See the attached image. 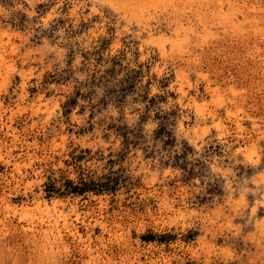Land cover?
Listing matches in <instances>:
<instances>
[{"label":"rangeland","instance_id":"obj_1","mask_svg":"<svg viewBox=\"0 0 264 264\" xmlns=\"http://www.w3.org/2000/svg\"><path fill=\"white\" fill-rule=\"evenodd\" d=\"M0 264H264V0H0Z\"/></svg>","mask_w":264,"mask_h":264},{"label":"bare ground","instance_id":"obj_2","mask_svg":"<svg viewBox=\"0 0 264 264\" xmlns=\"http://www.w3.org/2000/svg\"><path fill=\"white\" fill-rule=\"evenodd\" d=\"M208 2H209V1H208ZM217 2H218V1H217ZM183 3H184V2H183ZM184 5H185V3H184ZM178 9H179V8H178ZM223 14H224V13H223ZM219 16H220V15H219ZM234 24H235V23H234ZM234 24H233V25H234ZM179 125H181V123H179ZM63 221H65V219H63ZM50 245H51V244H50Z\"/></svg>","mask_w":264,"mask_h":264},{"label":"trees","instance_id":"obj_3","mask_svg":"<svg viewBox=\"0 0 264 264\" xmlns=\"http://www.w3.org/2000/svg\"><path fill=\"white\" fill-rule=\"evenodd\" d=\"M79 191H82V190H79Z\"/></svg>","mask_w":264,"mask_h":264}]
</instances>
